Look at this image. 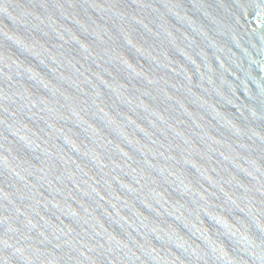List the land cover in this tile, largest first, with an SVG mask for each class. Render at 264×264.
Instances as JSON below:
<instances>
[{"label":"water","instance_id":"95a60500","mask_svg":"<svg viewBox=\"0 0 264 264\" xmlns=\"http://www.w3.org/2000/svg\"><path fill=\"white\" fill-rule=\"evenodd\" d=\"M0 264H264V0H0Z\"/></svg>","mask_w":264,"mask_h":264}]
</instances>
